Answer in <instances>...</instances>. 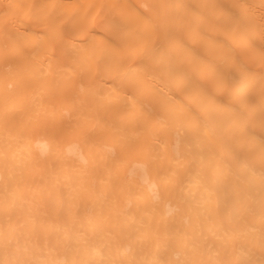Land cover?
I'll list each match as a JSON object with an SVG mask.
<instances>
[{"label":"bare ground","instance_id":"bare-ground-1","mask_svg":"<svg viewBox=\"0 0 264 264\" xmlns=\"http://www.w3.org/2000/svg\"><path fill=\"white\" fill-rule=\"evenodd\" d=\"M0 264H264V0H0Z\"/></svg>","mask_w":264,"mask_h":264}]
</instances>
